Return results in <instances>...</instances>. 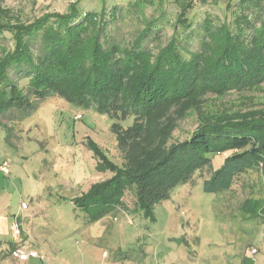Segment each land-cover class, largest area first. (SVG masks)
I'll return each instance as SVG.
<instances>
[{"label":"trees","instance_id":"obj_1","mask_svg":"<svg viewBox=\"0 0 264 264\" xmlns=\"http://www.w3.org/2000/svg\"><path fill=\"white\" fill-rule=\"evenodd\" d=\"M175 1L177 21L190 32L186 13L192 1ZM227 7L235 9L233 20L215 23L207 16L196 51L183 49L181 38L172 35L153 52L145 45L151 22L132 42L107 36L112 9L107 20L104 9L83 11L76 0L63 13L14 22L0 6V127L8 138L12 129L2 119L17 122L31 114L36 108L31 96L60 97L110 118L123 164L100 156L101 169L112 176L76 198L90 221L122 205L129 188L135 209L153 219L155 204L203 170L205 192L232 190L244 177L262 172L264 194V107L242 110L210 102L233 92L247 98L262 87L264 0H227ZM5 33L11 48L1 43ZM22 78L25 86L18 83ZM191 113L195 127L186 138L173 139L178 123ZM128 117L132 123L123 126ZM224 153L221 165L213 167V157ZM239 211L264 221V195L248 194Z\"/></svg>","mask_w":264,"mask_h":264},{"label":"rangeland","instance_id":"obj_2","mask_svg":"<svg viewBox=\"0 0 264 264\" xmlns=\"http://www.w3.org/2000/svg\"><path fill=\"white\" fill-rule=\"evenodd\" d=\"M73 1L0 0V6L9 10L14 22H29L45 13H63ZM191 1L186 13L190 32L177 21L180 8L175 0H79V6L97 13L104 9L107 20L112 9L114 17L106 33L115 41L132 42L151 22L154 29L145 45L153 52L172 35L181 38L183 49L196 51L204 19L230 22L235 9L227 7V0ZM4 35L1 43L11 48V36ZM26 81L22 78L18 83L25 86ZM245 97L233 92L210 102L242 110L263 108L264 83ZM31 101L36 108L21 121L2 119L12 129L8 138L0 127V159H6L10 168L9 176L0 172V196L5 197L0 207L20 205V224L44 257L30 258L25 264H264V221L245 218L239 211L248 194L264 195L262 172L251 173L221 193L205 192L202 178L208 172L196 173L192 183L179 186L169 199L154 205L153 219L135 209L129 188L122 205L90 221L76 198L112 176L110 170L101 169L100 156L123 164L110 129L112 121L92 107L56 96H31ZM132 121L128 117L122 125ZM196 122L194 113L181 120L173 139L186 138ZM225 154L213 157V167L221 165ZM21 202L29 206L27 210ZM3 238L11 241L12 234Z\"/></svg>","mask_w":264,"mask_h":264},{"label":"crops","instance_id":"obj_3","mask_svg":"<svg viewBox=\"0 0 264 264\" xmlns=\"http://www.w3.org/2000/svg\"><path fill=\"white\" fill-rule=\"evenodd\" d=\"M4 201H5V197L0 196V203ZM28 207L24 208V210H27ZM16 215L18 216V221L20 223V205L16 209L9 208L7 210H6V203L4 204V206L0 207V261L5 264H25L27 261H19L11 257L10 255L11 249H13L17 245H21L26 248H33L35 245L34 242L28 241V239H30L28 238L27 235L28 230L27 228L23 227V225H21L22 238H19V240L15 239L13 234V223ZM10 233L12 234V240L6 241L3 237ZM5 243H7V246L9 247L7 251H5L6 248Z\"/></svg>","mask_w":264,"mask_h":264},{"label":"built area","instance_id":"obj_4","mask_svg":"<svg viewBox=\"0 0 264 264\" xmlns=\"http://www.w3.org/2000/svg\"><path fill=\"white\" fill-rule=\"evenodd\" d=\"M79 117V115H77ZM0 172L4 175H9V163L6 159H0ZM21 208H27V204L25 202H21ZM20 226L21 224L18 221V216L16 215L13 223V234L16 240L20 238ZM255 249H252V252H255ZM11 257L19 261H27L30 258H44L42 254H40L35 248H26L21 245L15 246L10 251Z\"/></svg>","mask_w":264,"mask_h":264}]
</instances>
